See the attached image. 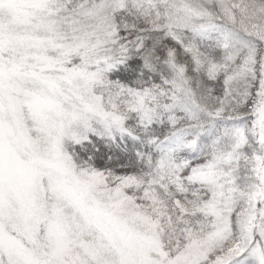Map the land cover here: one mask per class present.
<instances>
[{"label":"snow or ice","instance_id":"snow-or-ice-1","mask_svg":"<svg viewBox=\"0 0 264 264\" xmlns=\"http://www.w3.org/2000/svg\"><path fill=\"white\" fill-rule=\"evenodd\" d=\"M0 264H264V0H0Z\"/></svg>","mask_w":264,"mask_h":264}]
</instances>
